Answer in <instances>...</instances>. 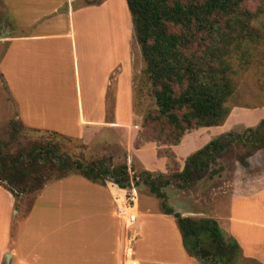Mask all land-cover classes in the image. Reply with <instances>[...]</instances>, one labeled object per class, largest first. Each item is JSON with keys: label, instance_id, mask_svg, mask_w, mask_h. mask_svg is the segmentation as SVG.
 <instances>
[{"label": "crops", "instance_id": "0c3cea01", "mask_svg": "<svg viewBox=\"0 0 264 264\" xmlns=\"http://www.w3.org/2000/svg\"><path fill=\"white\" fill-rule=\"evenodd\" d=\"M0 4L6 17L0 30V74L13 101L11 117L15 114L27 128L56 132L84 145L116 146L125 153L119 158L124 163L136 156L145 170L166 171V159L157 157L155 145L132 148L137 120L132 111L134 64L126 1L81 3L76 10L67 0H0ZM110 5L123 16L120 49L108 28V37L101 38L98 22L83 21L80 33L75 22L80 14L92 17ZM227 118L221 126L186 134L171 148L181 168L190 151L232 127ZM260 180L256 179L257 184ZM249 194H239L231 201L230 233L240 220L244 223L241 212L253 214L247 222L261 230L257 236L237 231V245L243 257L264 264V218L259 217L264 213V184ZM122 197L123 191L112 182L101 186L69 175L47 184L26 211L15 212L17 202L0 185V264H159V257L173 264L194 263L172 220H166L171 216L159 211L155 215L150 207L147 214H141L138 201L136 237L130 248H124L126 236H122L118 219ZM142 217L147 219L141 221ZM160 222L166 227L165 234L159 231ZM141 223L149 226V243L136 228Z\"/></svg>", "mask_w": 264, "mask_h": 264}, {"label": "trees", "instance_id": "16d2710c", "mask_svg": "<svg viewBox=\"0 0 264 264\" xmlns=\"http://www.w3.org/2000/svg\"><path fill=\"white\" fill-rule=\"evenodd\" d=\"M125 1L154 102L153 109L143 117L142 126L153 125L159 142L172 147L190 131L221 126L229 115L227 101L234 91L229 62L231 47L237 49L245 33L252 31L249 26L252 16L242 6L246 0ZM10 127L13 137L26 129L44 139L14 154L0 151V185L15 201L21 196L34 199L47 184L69 175H78L101 186L109 181L121 190L131 186L126 163L110 167L103 162L71 161L54 141L65 139L64 136L33 130L15 120L10 122ZM237 137L227 133L212 139L186 159L181 172L167 179L160 173L142 171L133 183L136 190L141 181L160 200V213L174 218L185 253L196 259L210 258L211 264H237L240 248L234 240L224 238L215 220L184 217L169 207L162 189L171 185L172 180H177L179 187L185 189L206 176L211 178L210 165L233 144L251 143L256 149L263 148L264 120L250 130V135ZM139 146L137 142L136 148ZM168 152L167 158L173 159L172 151ZM239 163L247 167L245 159L240 158ZM206 243L211 248H204Z\"/></svg>", "mask_w": 264, "mask_h": 264}, {"label": "rangeland", "instance_id": "374dc122", "mask_svg": "<svg viewBox=\"0 0 264 264\" xmlns=\"http://www.w3.org/2000/svg\"><path fill=\"white\" fill-rule=\"evenodd\" d=\"M67 1L69 4L72 3L73 10H76L81 3L84 6L90 4L96 5L102 3L104 0ZM124 6L126 5L124 4ZM242 6L244 10L252 16V21L249 23L252 31L250 34H248V32L245 33L244 41H242L237 49L231 47V54L229 56V62L232 66L231 79L233 81L234 91L227 101V106L230 108L227 124L233 125L222 132L220 131L219 134L214 135L208 143L212 139L227 133L234 134L235 138H238L237 136L244 138L250 135V130L258 127L260 122L264 120V0H246ZM125 11L128 12L127 7ZM97 12L93 13L94 15L92 17L90 16L92 14H80L76 17L75 22L78 32L80 33L82 30L80 24L83 21L87 22L91 19V21L99 23L98 32L101 38L108 37L106 35V30L108 28L110 31V38L114 36L117 41V49L122 48L123 16L121 11L110 5ZM109 20L112 21V24H110ZM5 21V12L0 4V30L1 24ZM106 21L109 22V25L104 27ZM127 27L129 29L128 40L131 45L134 64L132 79V111L133 117L137 120L134 128L135 135L133 137L132 148H136L137 142L140 143L139 148L147 143L155 145L157 157L166 159V171L160 174L164 176V179H167L171 174L181 172L183 168L179 166L174 155L171 156L173 159L167 158V153H169V150L172 151V146L163 145L162 142H159L157 129L153 128L151 124L142 126L143 117L148 111L153 109L154 102L149 94L148 84L143 73L144 63L134 36L129 13L126 23V28ZM93 32L94 31H92V33ZM96 32L97 29H95V34ZM88 37L92 38L91 35ZM8 93L4 83L0 80V151L1 153L14 154L20 150H27L31 144L44 142V139L39 138L33 133H29L26 129L21 130L20 133L16 134V137H13L14 133L11 131L10 122L18 120L15 118V114L11 117V105L13 101L10 99ZM72 95L74 96L75 93ZM191 132L193 131L188 133ZM64 138L65 139L57 138L54 139V141L57 142L59 151L67 154L71 161L78 160L83 164L93 162L99 164V162H103L102 164L104 166L110 167H117L124 163V161L122 159L119 160V158L125 157V153L116 146L106 147L102 146L100 143L88 146L84 145L81 140L67 136H64ZM145 140H157V142H144ZM255 144H258V142ZM252 145L251 143L233 144L222 157L216 160L215 164L210 165L209 173L212 174L211 178L206 176L203 179L193 182L185 189L179 187V182L177 180H172L171 185L162 189V192L166 195L167 205L184 217L195 219L210 218L215 220L221 228L224 238L226 240L232 239L236 244L237 231L241 235L246 236L247 234L249 236H257V232L261 229H254L252 223L247 222L251 217H254L253 214L250 215V212H241L239 214L245 221L243 223V221L240 220L239 225L235 224V227L232 228V233H230L231 223L228 221L233 198L239 194L247 195V193H250L249 195H251L253 191H257L259 186H263L264 184V179H262L264 176V147L256 149V146ZM204 146L192 152L190 151L184 159V163L190 155L202 149ZM240 158L245 159L247 167L239 163ZM126 165L128 167L131 183L139 179L137 175L140 172H150L145 170L144 164H142L136 156H133L132 161L127 162ZM149 165H151L150 161ZM150 173L159 174L158 172ZM258 178H261L259 184H257L256 181ZM136 190L138 193L137 197L140 213L147 214L146 208L150 207L153 214L160 215L157 213V211H161L160 200L151 195L148 188L141 183V181L136 185ZM31 199L32 196L19 197L16 201L17 205L15 206V212L20 211V209L21 212L26 211L25 209L28 208ZM259 217L260 219L262 217L264 218V213ZM118 219L120 220L119 216ZM146 219L147 218L142 217L141 221ZM168 219L172 220V227L177 231L173 218L169 217L166 220L168 221ZM256 219L259 220L258 217ZM157 224L159 225V231L165 234L166 227L162 226L161 222ZM120 225L122 236L125 237V231L121 220ZM148 227L147 223H141V226L136 225V228L142 232L144 238L147 236V243H149L151 233H148ZM11 228L12 230L14 229V227ZM203 247L208 249L211 248L208 243ZM124 248H126V241L124 242ZM159 248L164 247L159 246ZM193 260L194 263L192 264H211L210 258H193ZM159 264L173 263L161 260L159 257ZM237 264L261 263L253 260L251 257H243L241 255Z\"/></svg>", "mask_w": 264, "mask_h": 264}, {"label": "built area", "instance_id": "2783aa9c", "mask_svg": "<svg viewBox=\"0 0 264 264\" xmlns=\"http://www.w3.org/2000/svg\"><path fill=\"white\" fill-rule=\"evenodd\" d=\"M123 191V197L121 201V206H119L118 216L123 224V229L125 231L126 248H130L131 244L135 240L136 232L134 225L137 221V193L133 183H131L130 188Z\"/></svg>", "mask_w": 264, "mask_h": 264}, {"label": "water", "instance_id": "95a60500", "mask_svg": "<svg viewBox=\"0 0 264 264\" xmlns=\"http://www.w3.org/2000/svg\"><path fill=\"white\" fill-rule=\"evenodd\" d=\"M9 258H10V255L7 254V255L5 256V262H6V263L8 262Z\"/></svg>", "mask_w": 264, "mask_h": 264}]
</instances>
